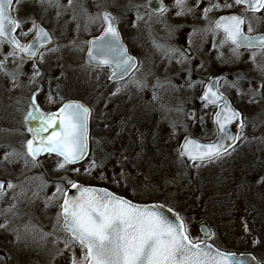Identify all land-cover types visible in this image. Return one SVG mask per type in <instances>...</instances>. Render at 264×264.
Listing matches in <instances>:
<instances>
[{"label": "rangeland", "instance_id": "rangeland-1", "mask_svg": "<svg viewBox=\"0 0 264 264\" xmlns=\"http://www.w3.org/2000/svg\"><path fill=\"white\" fill-rule=\"evenodd\" d=\"M118 1L71 0L70 4L69 0H53L49 4L47 0L44 3L19 0L13 5V16L21 21L17 36L22 42L33 34L35 20L50 30L55 41L44 49L42 59L39 55L34 61L22 60L18 54L10 56L12 51L0 45V61L4 62L7 72L16 77L13 81L12 76L0 70V109L3 111L0 138L4 140L0 148L11 152L7 159H0V177L8 181L0 193V225H6L0 227V264H72L73 252L77 258L82 257L83 250L78 244L65 246L70 237L57 223L60 207L53 206L56 198L49 195L53 186L67 189L71 186L69 180L86 183L89 177L100 182L114 178L109 183L119 191L125 190L133 200L163 203L179 212L191 237L203 240L199 226L206 223L212 233L208 240L216 246L227 251L253 253L264 262V200L258 198V193L249 194L244 185L241 186L237 163L242 146L256 135L264 136V114L248 112V117H244L242 139L230 154L210 162L197 161L192 169L188 168L179 157L181 137L177 140V131H171L180 121L185 131L192 133L193 124L186 122L184 113L190 106H201L186 90L192 83L185 87V92L177 79L170 81L171 87L166 81L152 83L146 78L155 77L156 73L163 75L165 71L144 64L117 86L108 79L109 68L91 67L82 59L86 49L85 20L89 22V18L95 16L89 12L92 7L89 4L99 2V7L104 4L114 10ZM37 69L39 74L34 75ZM136 76V82H142L143 87L135 83ZM117 87L123 91H117ZM117 94L121 97L117 98ZM33 95L44 113L68 99L82 100L93 108L90 158L95 160L96 166L90 171L92 161L83 165V178L75 177L74 173H78L75 169H57L53 157L32 160L26 156L25 140L32 136L28 134L27 125L31 128L39 125L38 120L26 119L32 111ZM205 118L206 113L199 108L197 121ZM125 121L137 127L127 126ZM246 124L249 125L246 127ZM119 126H123L122 133L128 134L121 135L132 143L129 149L140 151L139 159H131L122 142H118ZM206 134L199 138H207L209 132ZM161 150L167 152V158L163 154L160 160L168 168L159 176L153 173V159ZM99 166L110 171L102 173ZM215 170L221 175L213 179L209 174ZM212 181L238 183L222 188L212 185ZM9 184L13 187L9 188ZM231 244L237 246L233 248Z\"/></svg>", "mask_w": 264, "mask_h": 264}, {"label": "snow or ice", "instance_id": "snow-or-ice-1", "mask_svg": "<svg viewBox=\"0 0 264 264\" xmlns=\"http://www.w3.org/2000/svg\"><path fill=\"white\" fill-rule=\"evenodd\" d=\"M40 2L44 3L45 0ZM47 3L52 4L53 0H47ZM69 3L71 4V0ZM12 4L13 0H0V45L5 40L12 45L10 56L15 57L17 53H20L23 60L25 56L32 58L40 54L42 59L40 49L51 43L50 34L33 22V29L36 30L34 41L22 44L13 34L17 28L21 27V21L10 15ZM150 4L151 0H149ZM235 4L246 5V10L252 12L264 10V0H235ZM174 6L178 9L176 13L178 16L192 10L187 6V0H174ZM227 6L231 7V5ZM212 7H219V5ZM209 10L208 8L204 10L205 18ZM158 11L165 13L168 9L161 3ZM97 18H101L106 26L103 36L87 42L90 45L87 51L89 63H94L96 67H112V76L115 77L119 73L122 78L136 67V60L127 55V50L115 27V17L105 11L102 17ZM141 18L138 14L137 19ZM244 23L243 16H224L212 22L209 30L214 34L222 31L224 34L222 43L232 45V51L236 56H239L241 48H258L264 51V35L245 34ZM248 32H252L250 24ZM158 47L161 46L158 45ZM177 51V49H169L165 55H175ZM253 59H255V53ZM0 70H4L15 81V75L7 72L3 61H0ZM261 70L264 71V68ZM38 74L37 69L34 75ZM136 83L140 87L144 86L140 81ZM231 86L237 87L235 83ZM261 87L264 88V85ZM202 99L212 104L226 100L219 91L218 81L207 85ZM89 115L90 109L74 101L63 104L58 112L44 113L40 111L36 104V97L33 95L32 111L28 113L26 119L38 120L39 126L29 128L33 135L32 139L26 142L27 155L35 160L42 153H56L63 157V162L58 163L59 168L83 160L88 154ZM239 118L240 114L237 111L228 103H223L215 120L221 133L218 141L200 144L186 138L180 152L181 156L186 155L193 161L204 163L230 154L225 140L235 141L238 137L229 136L226 126ZM57 127L58 131L55 130ZM241 127H243L242 121ZM49 129L53 131L49 132ZM95 166L96 163L93 160L89 170ZM75 171L78 172L79 169ZM68 183L78 190L79 195L69 196L66 189L57 186L56 194L63 198L60 205L62 211L57 217V223L62 225V230L70 237V241H65V246L78 244L83 250L80 258H77L73 252L72 264H247L243 255L238 256L236 253L223 251L208 244L207 241L191 237L190 229L179 214H175V221L169 219L162 211L163 205H138L107 189L86 188L71 180ZM8 187L11 188L13 185L9 184ZM3 188L4 184L0 183V190ZM167 211L172 212V209L169 208ZM0 227H6V225H0ZM201 230L205 231L206 236L212 235L210 231H206L205 227ZM250 259L255 261L254 257Z\"/></svg>", "mask_w": 264, "mask_h": 264}, {"label": "flooded vegetation", "instance_id": "flooded-vegetation-1", "mask_svg": "<svg viewBox=\"0 0 264 264\" xmlns=\"http://www.w3.org/2000/svg\"><path fill=\"white\" fill-rule=\"evenodd\" d=\"M17 1L19 0H14V3ZM161 3L168 9L167 12L160 13L158 11ZM98 4L100 5L99 2L89 4L92 6L89 12L95 16H91L89 22L85 20L86 37L84 42L86 49L82 59L87 65H89L86 61L89 48L87 42L104 34L106 25L101 18L97 17H102L103 13L107 11L116 19L115 27L120 34V40L126 48L127 54L136 60V67L130 74L115 80L117 86L132 77L135 70L144 64H152L158 68H163L165 71L163 75L156 73L155 77L146 78L152 83L154 81H166L168 83L177 79L184 87V92L185 87L192 83L186 90L191 92V95L197 99L201 106H190L185 110L186 122L193 124L192 133L185 131L183 123L176 122L175 130L179 136L177 139L181 137L179 145L184 137L189 134L201 139L199 136L206 137V132H209L207 138L201 139L208 142L217 138L218 129L214 116L220 108V103L210 105L202 99L207 85L213 81H218L219 91L242 115L243 127L240 128L237 145L242 139V131L245 128L244 117H248V112L264 114V88L261 87L264 85V71L261 70L264 68V51L258 48H241L239 49V56H236L232 51V45L222 43L224 41L222 31L214 34L209 30L210 24L221 17L239 15L245 19L243 25L245 34L264 35V10L259 12L248 11L246 5H236L235 0H187V6L191 7L192 10L185 11L183 15L178 16L176 14L178 9L174 6V0H151L150 5L149 0H119L117 3L115 2L114 10L105 7L104 4L99 7ZM213 5H219V7H212ZM227 5H231V7ZM123 6L128 8L122 9ZM206 8L210 9L207 18H205L204 13ZM138 14L142 17L141 19H137ZM249 24L252 28L251 33L248 32ZM169 49H177L178 51L175 55H165ZM254 53L255 59H253ZM111 73L112 70L110 69L108 79ZM133 79L136 83L138 78L136 76ZM233 83L237 87H232ZM168 84L171 87V82ZM146 86L149 88V84ZM147 90L145 89V91ZM121 91L123 90L119 88V92ZM116 97L121 96L117 94ZM85 104L90 106L87 102ZM90 108L93 113V108L91 106ZM189 108L195 110L192 121L188 119L187 111ZM199 108L206 113V118L205 120L202 119L203 121H197ZM125 124L137 127L129 121H125ZM248 125L246 124V127ZM119 127L118 142H122L126 154L131 159H139L140 151L129 149L132 144L131 141L121 135L128 134L122 133L123 126ZM262 130L264 132V122L262 123Z\"/></svg>", "mask_w": 264, "mask_h": 264}, {"label": "trees", "instance_id": "trees-1", "mask_svg": "<svg viewBox=\"0 0 264 264\" xmlns=\"http://www.w3.org/2000/svg\"><path fill=\"white\" fill-rule=\"evenodd\" d=\"M4 45L7 49H10L6 44H4ZM1 112L3 113V111L0 109V113ZM4 115H5V113H4ZM93 125H94V123H93ZM172 127L173 128H172L171 132H173V129H176L175 126H172ZM262 135L263 134L256 135L253 139H251V140L249 139L248 142L242 146L240 153L237 155V163H238V167H239L238 171H239V175H240V178L242 181L241 186L244 185L243 186L244 190H246V192L249 194L258 193L257 196L260 200H264V136H262ZM2 141L4 142V140H2V138H0V142H2ZM165 152L166 151H164V150L157 151V153L154 155L153 173L154 172L158 173L159 176L164 175L166 172V169L168 168L167 164L165 162H163L162 160H160V158L163 154L164 155L167 154V152L166 153ZM6 155L7 156L11 155L10 150L0 148V159L3 160ZM164 155H163V157H164ZM45 157L46 158H48V157L55 158L57 164L63 162L62 159H60L59 157L54 156V155H47ZM90 157H88L87 160L84 161L82 164L66 165L65 167L71 168V169H79L78 173H74V175L77 178H83L82 177V174H83V167L82 166L88 165V162L92 161ZM166 158H167V155H166ZM168 161H170L172 163L171 160H168ZM103 165H104V163H103ZM230 165H231L230 167H232V170H234L232 164H230ZM97 168H99V169L101 168L102 173L107 170L105 168H102V166H99ZM111 168H113V167H111ZM213 168L217 169L214 166H213ZM57 169H59L58 166H57ZM92 169H95V167ZM107 171H110V170L108 169ZM219 174L221 175V173L218 170H215L212 172V174H209V176H213L212 178L216 179L219 177ZM112 180H114V178L108 179L107 182H100V181H97L94 179H90V177H89V179H87V181H86V184L105 186V187L112 189L113 191H116V192L119 191L111 183H109ZM237 183L238 182L233 183L231 181L230 182L227 181L223 184L215 183V181L211 182L212 185L222 186V188H224L225 186L230 187L231 184L234 185ZM56 186H53L52 191H51L52 194L49 196H54L56 198V201H53V203H54L53 206L58 205V207H60L62 197L59 194H56V188H57ZM53 190H54V192H53ZM120 191H123L125 193V196L131 198V196L125 190L120 189ZM120 191H119V193L122 194V192H120ZM50 206L52 207V205H50ZM52 208L54 209L55 207H52ZM230 235H228V236H230ZM231 245L233 248H234V246H237L234 244H231Z\"/></svg>", "mask_w": 264, "mask_h": 264}, {"label": "water", "instance_id": "water-1", "mask_svg": "<svg viewBox=\"0 0 264 264\" xmlns=\"http://www.w3.org/2000/svg\"><path fill=\"white\" fill-rule=\"evenodd\" d=\"M13 1H14V0H13ZM10 15L12 16L11 10H10ZM12 17H13V16H12ZM35 23H36V25H38L39 27H42L43 29H45V30L50 34V36H51V38H52L51 43L47 44L44 48L50 46V45L53 43V41H54V38H53V36L51 35L50 31H49L48 28H46V27H45L40 21H35ZM17 29H18V28H17ZM17 29H16L15 32L13 33L15 36H16V31H17ZM35 35H36V30H34V34L32 35V37H31L26 43H24V44L32 43V42L34 41ZM102 36H103V35H102ZM16 37H17V36H16ZM100 37H101V36H100ZM100 37L95 38V39H99ZM17 39H18V38H17ZM18 40H19V39H18ZM93 40H94V39H93ZM19 41H20V40H19ZM91 41H92V40H91ZM5 42H6V43L12 48V45H11V44H9L6 40H5ZM20 42H21V41H20ZM21 43H22V42H21ZM22 44H23V43H22ZM89 47H90V45H89ZM42 49H43V48H42ZM42 49H40V51H41ZM21 55H22V54H21ZM127 55H128V54H127ZM37 56H38V55H37ZM37 56L32 57V58H27V57L25 56L24 58H25V59H29V60H33V59H36ZM86 61H87V63H89L88 56H86ZM89 64H91V65H95L94 63H89ZM132 70H133V69H131L127 74L123 75L122 78H124V77H126L128 74H130V72H131ZM112 73H113V70H112ZM112 73H111V75H110V77H109V80L113 81V80H116V79H120V78H121V76H120L119 73H117V75H116L115 77L112 76ZM203 100H204V99H203ZM70 101L78 102V103H80V104H83V105H84L85 107H87L88 109H90L86 104H84L83 102H81V101H79V100H69V101H67V102H65V103H68V102H70ZM207 102H208L210 105H212L211 102H209V101H207ZM225 102L228 103V104L230 105L231 108H233L235 111H237V112L240 114V118H239V119L233 120V122H232L231 124H228V125L226 126V127H227V131H228L229 136H236V137H239V132H240V128H241V121L243 122V120H242V115H241V113H240L236 108H234V107L232 106V104L228 101V99H226L225 101H219V102H217V103H220V104H219V105H220V108H219V110L217 111V113L221 111V105H222L223 103H225ZM65 103H64V104H65ZM62 106H63V105H62ZM62 106H61V107H62ZM61 107H60V108H61ZM60 108H59V109H60ZM59 109H58L56 112H58ZM217 113H216V114H217ZM187 114H188V119L192 121V120L194 119L195 110H194L193 108H189L188 111H187ZM216 114H215V116H214V121L216 120ZM90 115H91V110H90ZM90 115H89V118H88V154H89V151H90V142H89V133H90ZM215 124H216V122H215ZM216 126H217V124H216ZM217 129H218V126H217ZM55 130L58 131L59 128L57 127V129H55ZM51 131H53V129H49V132H51ZM45 135H48V133H45ZM219 135H221V133H220V131H219V129H218V136H219ZM218 136H217V138H216L215 140H213V141H211V142H208V141H203V140H201V139H198L197 137H195V136H193V135H190V134H189V135H186V136L184 137V139L182 140L181 144H180L179 154H180V152H181L182 146H183L184 143H185L186 138H189V139H191V140H195V141L199 142L200 144H210V143H213V142H217V141H218ZM237 142H238V139H236L235 141H232L231 139H226V140H225V145H226L227 149L229 150L230 148H232L233 146H235V145L237 144ZM45 153H47V152H45ZM45 153H42V154L39 155L36 159L40 158V157H41L43 154H45ZM54 154H56V153H54ZM88 154L86 155V157H85L83 160H81V161H79V162H77V163H81L82 161H84V160L87 158ZM180 156H181V154H180ZM181 157H182V159L184 160L186 166H187L188 168L192 169V167H193V163L196 162V161H193V160L189 159V157L186 156V155H185V156H181ZM62 158H63V157H62ZM77 163H76V164H77ZM0 183H3V184L5 185V183H6V179H5V178H0ZM77 184H78V185H82L83 187H86V188H87V187H91V188H97V189H107L109 192L114 193V192H112L111 190H109L108 188H105V187L93 186V185H85V184H81V183H77ZM2 190H3V189H2ZM2 190H0V192H1ZM67 192H68V195H69V196H78V195H79L78 190L72 188L71 186H69V187L67 188ZM114 194H115V193H114ZM115 195L125 198L124 196H121V195H118V194H115ZM125 199H127V198H125ZM128 200H129V199H128ZM130 201H131V200H130ZM132 202L135 203V204H138V205H145V206H152V205H157V204H159V205H163L164 208L162 209V211L164 212V214H165L169 219L174 220V221H175V214H178V212H177V211H174L173 209H172V212H168L167 209H169L170 207H168L167 205H165V204H163V203H159V202L137 203V202H134V201H132ZM61 211H62V210H61ZM202 227H205L206 231H210L209 226H208L206 223H202V224H200V226H199V230L201 231L202 235H203L204 237H208V236L205 235V231H202V230H201ZM207 243L213 245L211 242H208V241H207ZM213 246H215V245H213ZM215 247H216V246H215ZM226 252H231V251H226ZM231 253H236L238 256L243 255L244 259L247 261V264H264V263L260 262V261L256 258V256H255L253 253H249V252H243V253L231 252ZM251 257H254V258H255V261H252V260L250 259Z\"/></svg>", "mask_w": 264, "mask_h": 264}]
</instances>
